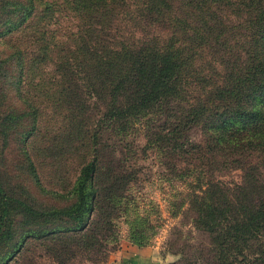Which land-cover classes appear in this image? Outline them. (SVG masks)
<instances>
[{
	"label": "trees",
	"instance_id": "trees-1",
	"mask_svg": "<svg viewBox=\"0 0 264 264\" xmlns=\"http://www.w3.org/2000/svg\"><path fill=\"white\" fill-rule=\"evenodd\" d=\"M137 137L185 185L207 237L191 264H264V0H0V264L32 243L104 264L120 219L145 246ZM66 160L72 175L41 182Z\"/></svg>",
	"mask_w": 264,
	"mask_h": 264
},
{
	"label": "rangeland",
	"instance_id": "rangeland-1",
	"mask_svg": "<svg viewBox=\"0 0 264 264\" xmlns=\"http://www.w3.org/2000/svg\"><path fill=\"white\" fill-rule=\"evenodd\" d=\"M220 15L233 26L240 24L242 21L240 15L231 13L225 8L220 10ZM62 25L64 27L66 23L62 22ZM189 139L192 142H198L200 140L199 131L195 128L192 129L189 132ZM101 141L106 146V148H103L105 150L102 158L105 161L113 155L117 144H115L113 137L108 135L103 136ZM133 141L132 148L136 152L134 154H136V164L139 169V180L134 184L131 192L138 196L139 203L142 200L139 217L142 219L140 227L142 228L141 234L145 237L144 240L146 239L145 246L157 247L160 256L164 259L163 264H191L192 259L197 256L198 250L206 243L207 237L204 233L194 228L193 213L186 204L182 203L181 196L186 192L185 185L173 179L166 180L167 176L165 174L167 172L159 166L154 154L151 151H147L146 154L140 152L143 139L137 137ZM14 155L15 148L11 146L6 155L9 162H11ZM75 170L76 163L68 160L62 164L58 163V165L55 163L53 167L49 164H42L39 167V172L42 176L41 182L44 184L48 183L46 181H48L47 177L50 175V171L59 175L66 174L64 176L66 178L67 173L72 175ZM221 179L226 182H237L239 180V172L232 171ZM25 182L29 191L36 198L43 199L30 182ZM117 233L120 237L118 246L122 242L128 243L126 240L128 235L127 224L123 219L118 222ZM21 255H18L19 257L17 256L16 261L10 264H30L31 261L35 264L52 263L49 259L43 257L36 243H32ZM75 264L87 263L77 259Z\"/></svg>",
	"mask_w": 264,
	"mask_h": 264
},
{
	"label": "crops",
	"instance_id": "crops-1",
	"mask_svg": "<svg viewBox=\"0 0 264 264\" xmlns=\"http://www.w3.org/2000/svg\"><path fill=\"white\" fill-rule=\"evenodd\" d=\"M157 247L142 246L122 242L118 248L111 252L105 264H163Z\"/></svg>",
	"mask_w": 264,
	"mask_h": 264
}]
</instances>
